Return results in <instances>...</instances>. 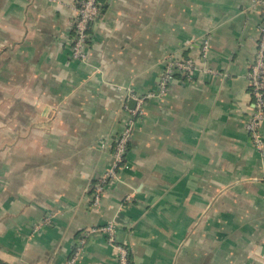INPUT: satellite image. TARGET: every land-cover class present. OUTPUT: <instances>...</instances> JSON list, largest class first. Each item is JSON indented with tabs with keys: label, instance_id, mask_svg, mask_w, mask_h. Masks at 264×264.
<instances>
[{
	"label": "crops",
	"instance_id": "crops-1",
	"mask_svg": "<svg viewBox=\"0 0 264 264\" xmlns=\"http://www.w3.org/2000/svg\"><path fill=\"white\" fill-rule=\"evenodd\" d=\"M77 1L0 0V264H64L82 230L110 221L134 264L264 261V149L246 129L260 4L100 0L80 60ZM170 56L197 68L159 93ZM149 93L94 209L113 139ZM117 255L91 233L77 264Z\"/></svg>",
	"mask_w": 264,
	"mask_h": 264
},
{
	"label": "built area",
	"instance_id": "built-area-1",
	"mask_svg": "<svg viewBox=\"0 0 264 264\" xmlns=\"http://www.w3.org/2000/svg\"><path fill=\"white\" fill-rule=\"evenodd\" d=\"M260 4L261 23L259 26L260 36L256 46L255 59L248 73L249 90L254 101V110L246 122V129L250 133L255 146L264 149V138L261 134V125L264 121V0H256ZM101 10L100 0H78L76 5V17L74 20V41L72 55L75 59L84 60L87 58L86 43L89 37L91 23L99 16ZM209 49L208 40L202 43V54L207 56ZM197 68L193 58L170 56L167 59L166 67L159 88V93L166 92L169 85L176 79L177 74L191 75ZM149 93L144 96H134L138 104L128 116L121 132L113 139L112 154L109 163L94 183L90 198L92 208L96 209L101 205L105 192L120 179V172L125 166V157L128 145L131 140L136 117L143 114L142 104L147 96H154ZM129 199V197H127ZM51 222V217H47L44 222L36 225L39 230L43 224ZM102 233L106 235L108 242L117 250L118 264H130V249L117 238L118 227L116 221H110L98 227H89L81 232L75 242V249L69 259L64 264H77L86 247L91 233ZM257 264H264L261 261Z\"/></svg>",
	"mask_w": 264,
	"mask_h": 264
},
{
	"label": "trees",
	"instance_id": "trees-1",
	"mask_svg": "<svg viewBox=\"0 0 264 264\" xmlns=\"http://www.w3.org/2000/svg\"><path fill=\"white\" fill-rule=\"evenodd\" d=\"M130 143V142H129ZM129 146V145H128ZM107 224V223H106ZM103 225H105V224H103ZM100 226H102V225H100ZM93 227H98V226H93ZM87 229V228H86ZM85 230V229H84ZM84 230H82V231H84ZM81 231V232H82ZM81 232L79 233V234H81ZM79 237V236H78ZM127 246V245H126ZM128 247V246H127ZM74 249H75V244H74V248L72 249V252H71V254L73 253V251H74ZM130 253H131V251H130ZM71 256V255H70ZM130 259H131V263L130 264H134L133 263V259H132V254H130Z\"/></svg>",
	"mask_w": 264,
	"mask_h": 264
}]
</instances>
